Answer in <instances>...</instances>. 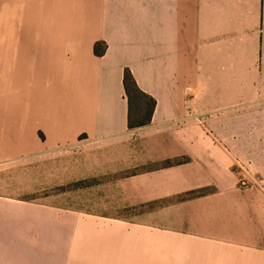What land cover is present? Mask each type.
Masks as SVG:
<instances>
[{
    "label": "crops",
    "instance_id": "1",
    "mask_svg": "<svg viewBox=\"0 0 264 264\" xmlns=\"http://www.w3.org/2000/svg\"><path fill=\"white\" fill-rule=\"evenodd\" d=\"M125 68L156 101L131 129ZM59 152L87 203L11 193ZM0 264H264V0H0Z\"/></svg>",
    "mask_w": 264,
    "mask_h": 264
},
{
    "label": "rangeland",
    "instance_id": "2",
    "mask_svg": "<svg viewBox=\"0 0 264 264\" xmlns=\"http://www.w3.org/2000/svg\"><path fill=\"white\" fill-rule=\"evenodd\" d=\"M204 121V119H202ZM202 121V123H203ZM204 124V123H203ZM205 125V124H204ZM206 126V125H205ZM59 152L57 154L58 161L55 163V167L59 169V172L55 171L52 180L57 182V184L47 187V188H37V172L39 173V167L37 164L40 163V160H25V162H14L11 164L10 171V186L11 193L19 198H25L29 200H39L45 198L51 193H55L56 198H52L53 201L61 203L63 205H82L84 202H88L90 197H92L91 185L97 182V178L87 177V178H75L70 179L65 173V165L71 160H75V152L72 154ZM66 157V158H65ZM48 161V160H47ZM165 161L152 162L142 166L137 167V170H142L145 168H152L159 164H163ZM38 167V170H37ZM235 170L238 173L239 179L245 174L246 184L241 186H246L250 183V179L247 178V173L249 172L245 165L241 167L235 163ZM61 169V170H60ZM47 180H50V170L49 165L47 164L46 168ZM238 179V182H239ZM240 185V184H239ZM94 190L93 195L97 196V193ZM146 206H136V207H127L122 209L119 212L113 213L118 216H129L131 213L137 212L140 209H144Z\"/></svg>",
    "mask_w": 264,
    "mask_h": 264
},
{
    "label": "trees",
    "instance_id": "3",
    "mask_svg": "<svg viewBox=\"0 0 264 264\" xmlns=\"http://www.w3.org/2000/svg\"><path fill=\"white\" fill-rule=\"evenodd\" d=\"M104 50L105 43L100 41L94 43L93 51L95 54L101 55ZM122 83L127 99V127L131 129L148 124L155 106V99L139 88L128 68L123 71ZM186 159L185 156L167 159L163 165L179 163ZM196 193L198 192H191L190 194Z\"/></svg>",
    "mask_w": 264,
    "mask_h": 264
},
{
    "label": "built area",
    "instance_id": "4",
    "mask_svg": "<svg viewBox=\"0 0 264 264\" xmlns=\"http://www.w3.org/2000/svg\"><path fill=\"white\" fill-rule=\"evenodd\" d=\"M236 164H238V166H242L240 163H236ZM245 175H243L240 179H239V184L240 185H244V184H246V181H245V177H244Z\"/></svg>",
    "mask_w": 264,
    "mask_h": 264
}]
</instances>
